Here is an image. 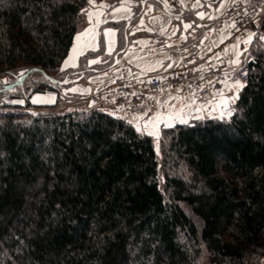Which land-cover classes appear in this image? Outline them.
<instances>
[{"label":"trees","instance_id":"1","mask_svg":"<svg viewBox=\"0 0 264 264\" xmlns=\"http://www.w3.org/2000/svg\"><path fill=\"white\" fill-rule=\"evenodd\" d=\"M87 5L0 0V79L56 94L45 112L0 109V264H261L264 50L232 116L162 127L158 153L123 116L53 109Z\"/></svg>","mask_w":264,"mask_h":264},{"label":"crops","instance_id":"2","mask_svg":"<svg viewBox=\"0 0 264 264\" xmlns=\"http://www.w3.org/2000/svg\"><path fill=\"white\" fill-rule=\"evenodd\" d=\"M230 1L148 0L146 7L140 3V10L134 15L136 2L133 0H122L113 5L119 8L123 4L127 11L122 13L113 12V6H108L103 1L93 0L86 9L87 23L78 32L83 33L84 29L89 27L92 31L79 39L76 38L77 33L75 34L68 54L61 63L62 69L79 68L78 77L71 80L67 90L75 96H87L114 77L132 79L159 72L177 66L182 60H198L216 50L229 51L232 65L239 64L233 61L241 62L242 47L245 45L239 43L238 47L233 45L230 49L223 46L228 35L229 22L222 17ZM101 4L104 5L102 9ZM180 6L186 7L185 12L180 13ZM147 10L151 13H147ZM89 11L94 13L91 21L88 19ZM97 11L101 13L100 23H96ZM106 28L112 30L107 36ZM74 42L77 44L75 51L72 49ZM84 55L86 57L82 59ZM66 59L67 64L64 63ZM62 83H66V80ZM229 85L233 86V92H238L239 88L235 83ZM41 91L56 96L51 89ZM222 96L229 95L211 93L208 96H194L177 89L162 97L152 98L143 113L129 115L125 119L136 129L138 126L140 132L149 134L148 131H144L146 120L155 117L156 113H168L173 109L179 111L182 105L187 106L185 108L187 120L196 119L197 116L199 119L220 118L217 109ZM154 122L159 134L160 127L164 126L165 122L169 126L181 123L179 119L166 121V117Z\"/></svg>","mask_w":264,"mask_h":264},{"label":"built area","instance_id":"3","mask_svg":"<svg viewBox=\"0 0 264 264\" xmlns=\"http://www.w3.org/2000/svg\"><path fill=\"white\" fill-rule=\"evenodd\" d=\"M145 1V0H144ZM148 4L144 2V6ZM186 7L180 6V13ZM147 13L151 11L147 10ZM229 22L228 35L224 47L230 49L236 43L245 44L253 36L258 24L264 19V0H231L223 14ZM215 31V29H212ZM249 68L246 62L232 65L231 53L214 51L198 60H182L180 64L159 72L144 74L136 78L114 77L108 83L88 95L99 110L113 116L141 114L147 103L158 94H166L181 89L189 95L208 96L211 93L225 91L234 80L244 83L248 78ZM3 81L11 91L21 81ZM4 106L12 105V98L6 95ZM20 109L32 110L33 106L25 99ZM264 264V255L261 258Z\"/></svg>","mask_w":264,"mask_h":264},{"label":"rangeland","instance_id":"4","mask_svg":"<svg viewBox=\"0 0 264 264\" xmlns=\"http://www.w3.org/2000/svg\"><path fill=\"white\" fill-rule=\"evenodd\" d=\"M96 1H103V0H96ZM144 2L146 3V0L145 1L144 0H140L139 4L142 3L143 7H144ZM104 3L106 5H108V3H106V2H104ZM88 7H89V3L86 6L85 11H84L85 12L84 13L85 18H86V13H87L86 9ZM138 12L135 10L134 11V13H135L134 15H136ZM86 23H87V18L85 20L84 25H86ZM262 37H264V32L258 30V28H257L256 31H255L254 36L250 40H247L248 43L246 42L245 44H243V45H245V47H242L243 50H242V53H241V56H240L241 57V60H240L241 62H247L249 59L253 58V53L254 52H256L258 50H262V49L264 50V39H262ZM239 45H240L239 43H236L234 46L238 47ZM78 69L79 68H76L77 72L75 70V72H73V73H70V74L66 73L63 76H56V78H59L60 80L63 78L62 80H66V83H69V82H71V80H74L76 77H78V75H79ZM27 75H28V72L27 73H23L22 71H20L18 73H14V74H11V75L4 76L2 79H0L2 81V84L0 83V89H2L4 87L3 86L4 85L3 81L6 78L9 79V81L13 83L20 76L22 77V79L19 82V84L16 87H14L11 91H6V93L3 94L2 91L0 90V109L1 110L8 111V110H13L16 107L19 108V105H22V103L25 101V99H27V101L31 104V106H33L32 110H28L29 112H32V113L45 112V111H48V110L51 109V108L49 109L47 107H40V105L44 106V104H54L56 96L54 94H49V93H46L44 91L34 90L32 92L30 90V88L28 87L29 84L28 83L26 84V80L27 79H31L32 76H29V77L25 78ZM35 79L38 80L39 78L35 77ZM68 86H69V84L66 87H60L59 88V91H60L59 100L56 102L57 106L53 108L54 110L59 111V112H64V111L72 110V109H75V108H78V109L79 108L80 109L81 108L85 109V108H88V107L97 108L87 98V96L89 94L87 96H85V95L75 96V95H73L72 93H70L67 90ZM100 87H98V88H100ZM98 88H96V89H98ZM96 89H94V90H96ZM232 93H233V86L230 85L228 88H226L225 91H222L221 93H217V94H228L229 95L228 97H231ZM6 94H9V95L10 94H14V97L11 96L12 105H10L8 107L4 106L2 104L3 97ZM163 95L164 94H158V95H155V97L158 98V97H162ZM34 98H35V100L37 102H33ZM49 100H51V101H49ZM17 101H23V102L19 103ZM231 106H232V104L230 105V107ZM21 110H24V109H21ZM218 116H220V115H218ZM192 120L193 119H189L188 122L192 121ZM162 127H165V126H162ZM162 127H160V128H162ZM154 144H155L156 151L159 153L158 136L154 137Z\"/></svg>","mask_w":264,"mask_h":264},{"label":"snow or ice","instance_id":"5","mask_svg":"<svg viewBox=\"0 0 264 264\" xmlns=\"http://www.w3.org/2000/svg\"><path fill=\"white\" fill-rule=\"evenodd\" d=\"M89 5H91L93 3V0H88ZM104 7L103 4L100 5V8L102 9ZM112 11L113 12H124L127 11V9L124 8V5L121 4V6L119 8L113 6L112 7ZM81 12H84V9H81ZM94 13L89 11L88 12V19L89 21L92 20ZM95 15L97 16V21L96 23H100V15L101 13L99 11H97L95 13ZM197 15H199V13H197ZM188 25L186 24L185 27H187ZM92 31V28H86L84 29L83 33L77 32L76 34V38L79 39L82 35L88 33ZM112 30L111 29H105V35L107 36L109 33H111ZM262 39H264V37H262ZM111 43V42H110ZM77 48V44L74 42L72 49L73 51H75ZM71 58V53L69 55V59ZM234 63H239V61H233ZM65 64L68 63V60L66 59ZM235 83V85L237 86V88H242L243 84L241 83V81L239 80H234L233 81ZM236 98H237V93L233 92L231 97H224L222 96L221 99L218 102V109L219 113H220V118L224 119L226 116H232L233 115V109L230 107L231 104H235L236 102ZM19 103H22L23 101H17ZM33 102H37L34 98ZM187 106L186 105H182L180 110L177 111L176 109H173L171 112L168 113H156L155 117H153L152 119H148L144 122V131H148L150 135H159V132L156 131V124L154 121L161 119V117H166V121L167 120H175V119H179L181 123H188V120L185 119V116L187 115L185 108ZM196 111H200L199 109H195ZM35 114V113H34ZM200 117L197 116L196 119H199ZM165 127H168L169 125L167 124V122H165L164 124ZM149 129H151L149 131ZM137 131L140 132L141 129L137 126Z\"/></svg>","mask_w":264,"mask_h":264},{"label":"water","instance_id":"6","mask_svg":"<svg viewBox=\"0 0 264 264\" xmlns=\"http://www.w3.org/2000/svg\"><path fill=\"white\" fill-rule=\"evenodd\" d=\"M47 78L51 80V78H50V77H48V76H47ZM0 90H1V91H7V90H8V88H7V87H3V88H2V89H0Z\"/></svg>","mask_w":264,"mask_h":264}]
</instances>
